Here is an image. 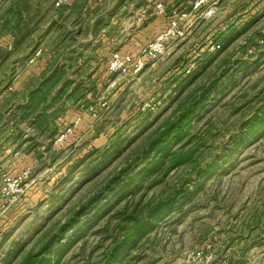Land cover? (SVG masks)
Listing matches in <instances>:
<instances>
[{
	"label": "rangeland",
	"instance_id": "rangeland-1",
	"mask_svg": "<svg viewBox=\"0 0 264 264\" xmlns=\"http://www.w3.org/2000/svg\"><path fill=\"white\" fill-rule=\"evenodd\" d=\"M73 1L80 0L58 7L36 0L19 26L8 21L11 31L17 25L29 32L18 50L0 49V95L3 88L13 92L15 79L45 53L54 55L49 73L65 69L56 90L64 81L82 87L54 106L63 116L78 112L67 115L74 123L79 118L78 124L57 122L53 136L15 119L28 97L0 99V264H20L34 253L39 264H103L130 227L121 220L124 212L154 205L179 188L193 195L181 193L116 264H264V123L244 138L264 105V0H220L167 56L147 61L135 75L115 74L108 81L101 78L107 49L95 53L91 42L101 43L110 26L111 40L119 44L151 21L152 6L138 26L137 7L127 4L91 32L100 16L92 22L86 17L83 24L64 19L61 9ZM107 1L93 0L90 13L100 15ZM177 1L164 3L171 9ZM78 40L85 49L75 68L68 52L80 47ZM35 49L39 54L29 64ZM19 56L24 58L17 65ZM192 106L181 139L166 140L171 153L192 154L191 160L178 167L168 160L145 177V169L161 157L145 156V148ZM68 127L72 131L65 135ZM212 163L214 172L203 175ZM25 171L15 194L3 196L8 179ZM132 186L138 189L132 192ZM50 242L51 249L43 251Z\"/></svg>",
	"mask_w": 264,
	"mask_h": 264
},
{
	"label": "trees",
	"instance_id": "trees-1",
	"mask_svg": "<svg viewBox=\"0 0 264 264\" xmlns=\"http://www.w3.org/2000/svg\"><path fill=\"white\" fill-rule=\"evenodd\" d=\"M29 9L30 8L27 5V1L22 3L20 6H18L17 8L18 15L15 21L18 26L20 24V21L22 20L19 17L21 16L20 12L28 11ZM17 25L14 27L18 28ZM17 28H16L17 31L13 32L11 31V28L8 27V21H5L4 23H0V32L2 30H5L11 34V36L7 35L8 37L4 41L2 40L0 41V47L2 46V48L7 49L8 45L12 44L13 49L18 48L19 44H21L22 39L26 37V33L29 32L22 33V31ZM19 32H21V34L20 36L17 37L16 35ZM112 52L113 50H111L107 54L108 56L102 68L104 69V74L101 78L106 79L107 81L110 79L109 76L115 75L113 73H109L107 67ZM0 53H2V51ZM5 55L9 56L8 54ZM80 58L83 59V55L81 53H78L76 54L74 61L77 62ZM64 74H65V69L62 70L55 69L51 73H49L47 77L44 76L43 77L44 79L39 84V86L36 89L30 91L26 103L17 106V111L19 112V114L16 116L15 119H17L18 122L31 121L30 122L31 125L35 128V130L39 131L40 134L41 133L46 134L48 132L52 136L55 135L57 132V128H55L57 127V122H59L60 118H62L63 116L61 109L54 107L55 104L60 99H72L76 94L82 92V87L77 85V87L72 88V86H70L69 81H64L63 85H61V88L59 90H56L57 86H59V84L62 83ZM96 84L100 85L98 81H96ZM96 84L92 87L93 91L97 87ZM51 108H53L52 111H50ZM195 108L196 106H192L190 107V109H184L180 111L179 116H177L176 120L167 122L166 127L159 133V135L155 137L151 142H149V144L144 150L145 156H149L151 153L156 152L158 154H161L160 155L161 157L157 158L151 165H149V167L145 169L147 174L144 175L145 177L152 175L157 171H160L162 167L165 165V162L168 160L169 162H171V164L177 167L191 160L192 154L186 156L185 154L182 153H171L170 152L171 150L166 145V140L171 136L172 138H174V140L181 139L183 125H187L185 123L186 121H188L187 120L188 117L190 116V114H192V112H194ZM187 110L190 111L188 112ZM259 111L261 112V114L254 115L249 122V124L252 125L250 127V130L252 131L246 133L245 134L246 136L244 138L254 136V134H256L255 128H258L259 126L263 125L264 105L259 107ZM31 118L33 119L31 120ZM59 123L70 126L71 124H73V121L72 119H64ZM51 126L54 127V129L51 130ZM116 151H119L118 146H116ZM215 164L216 163H212L211 165H209L208 168L205 171H203V175L206 176L208 174H212L216 167ZM201 181H202L201 178L196 179L198 186H196L195 190L199 189L198 187ZM137 189L138 186H132V192H135ZM181 193L184 194L186 198H189L191 197V195H193L192 191L189 192L186 191L185 189L179 188L176 192L169 194L166 197L160 199L154 205L147 204L145 208L144 207L140 209L135 208L128 213L127 211L124 212L123 219L121 220L125 222L127 225L130 224V227H126L125 228L126 231L122 235V238L117 239L116 243H114L113 247L108 253V258L103 264H116L118 258L124 257L127 254H129L130 251L137 244L138 240L140 239V233L153 228L154 221L160 216L165 215V213H167L169 209L174 206L177 200H179L178 196ZM97 197L98 195L93 197L90 202L97 199ZM122 230H124V227ZM51 243L52 242L47 243V245L43 248V251L50 250ZM38 256L39 255L36 253L27 254L21 260L20 264H39Z\"/></svg>",
	"mask_w": 264,
	"mask_h": 264
},
{
	"label": "crops",
	"instance_id": "crops-1",
	"mask_svg": "<svg viewBox=\"0 0 264 264\" xmlns=\"http://www.w3.org/2000/svg\"><path fill=\"white\" fill-rule=\"evenodd\" d=\"M27 1V5L29 8H31V4H37L36 0H0V23H4L5 21H10L11 23L16 21V17H17V8L18 6H20L22 3ZM43 4L46 6H52L55 0H43ZM158 1H163L165 3H173L174 0H108L104 5L105 10L102 11V13H100V15H92L90 13V11L92 10L91 8H95L94 5H96L93 0H80V1H73L72 4L70 5H66L61 9L62 14H64V19H72V20H76V24H83V20L84 18L88 17L89 19H91V22L94 19H97L98 16H100L101 20L100 24H97L95 26H93V28H95L94 30L91 29V32H96L95 30L97 28H100L102 26L106 24H108L109 19H113L116 17L117 15V9L118 8H125L124 6H127V4L132 5L134 8L137 7H150L152 6L153 9V5L155 2ZM191 0H180L177 1V5L180 3H188ZM131 2V3H129ZM175 4V3H174ZM136 8V9H137ZM151 9V10H152ZM188 9H189V5H188ZM190 10V9H189ZM19 16L20 18L23 17V12H20ZM204 21V20H202ZM197 21L196 23H194L191 27V29L189 30L188 34H186L185 38H187L189 36V34H191L193 32L194 29L197 28V25L201 24L202 22ZM165 19L163 17H157L154 16L151 21H149L146 26H144V28L142 30L138 29L139 31H135L133 32L130 37L126 38L124 41H120L119 44H115L112 40H111V27L109 26L108 28V36H104V39L101 41V43H98L97 45L94 44V42H91L90 48H92L93 51L98 52V51H105L107 49L106 53H109L111 50L113 49H119L121 51L124 52H128L131 53L133 55L137 54L140 50V48L146 43V36H148L147 38H151L153 37V35H155L157 32H159L165 25ZM113 24V23H111ZM92 28V26H91ZM90 32V33H91ZM11 36L10 33H8L5 30H2L0 32V41H4L8 36ZM230 36V35H229ZM223 37H226L225 35ZM92 38V36L90 37ZM184 38V39H185ZM83 40H78L76 45H79ZM148 41V40H147ZM96 42H99L96 41ZM112 42V44H111ZM82 45L80 44V47H76V48H72L71 51L69 50L68 52V56L69 60H71L73 62L75 66V68L77 67H81L80 66V62L82 58H80L77 62H75L74 57L76 56V54L81 53L82 54V50L85 49V47H81ZM93 46V47H91ZM113 46V47H112ZM117 46V47H116ZM0 49H4L2 48V46L0 47ZM101 49V50H100ZM105 49V50H104ZM18 50V48L14 49V51ZM28 51L23 55L25 57V55H27ZM73 55V56H72ZM20 60L16 61V64L18 65V62H20L24 57L19 56ZM52 62L54 63V55H52L51 53H45L41 59H39L35 64H33L28 70L24 71L21 75H19L16 79H15V83L13 84L14 86V90L11 93H8V90L6 89H2L1 95H0V99L5 98L8 94H12V95H16V97H19V99L21 98H26L28 97V94L30 93V91L32 89H34V87H36V85H38L37 79H39V77H41V75L49 68V65L52 64ZM72 65V67L74 66ZM30 66V65H29ZM54 67V66H53ZM95 68V67H94ZM45 75H43V77H47L49 75V71L44 73ZM99 71L98 70H94V74L93 76L96 75L95 78H97L96 81H99ZM41 78L39 82H42V80L44 78ZM35 85V86H34ZM67 115H73L76 114V116H78V112L76 111H67L66 112ZM63 116L62 118H60L59 122L64 120V119H69L70 116Z\"/></svg>",
	"mask_w": 264,
	"mask_h": 264
},
{
	"label": "built area",
	"instance_id": "built-area-1",
	"mask_svg": "<svg viewBox=\"0 0 264 264\" xmlns=\"http://www.w3.org/2000/svg\"><path fill=\"white\" fill-rule=\"evenodd\" d=\"M67 1L68 0H55L54 5L58 7ZM95 1L101 2L103 0ZM219 1L220 0H191L187 4L180 3L178 6L171 9H167L163 1L155 2L152 10L153 15L165 19L166 22L164 27L153 35L135 55L121 50H114L107 64L108 72L121 76L135 75L146 65L147 61H156L167 56L178 42L185 38L194 23L205 20L213 14ZM186 5H189L190 10ZM130 7L132 6L130 5ZM183 8H185L186 11L182 12L181 10ZM136 11L139 13L136 14V26H138L143 21V18L147 16L148 9L146 7H139ZM11 48L12 44H9L8 49ZM38 54L39 51H36V49L33 50L29 56L28 63H33ZM76 120L75 123L73 122L72 127L78 124L79 118ZM72 127H68L65 135L72 131ZM63 136L64 135H62V137ZM27 173L28 172L25 171L18 177L8 179L2 191L3 196L15 194L17 191L15 187L25 181Z\"/></svg>",
	"mask_w": 264,
	"mask_h": 264
}]
</instances>
